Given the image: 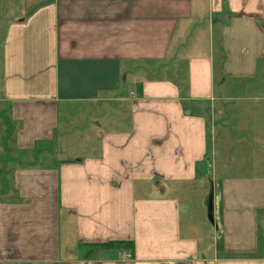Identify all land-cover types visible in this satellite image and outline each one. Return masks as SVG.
Here are the masks:
<instances>
[{
  "label": "crops",
  "instance_id": "0c3cea01",
  "mask_svg": "<svg viewBox=\"0 0 264 264\" xmlns=\"http://www.w3.org/2000/svg\"><path fill=\"white\" fill-rule=\"evenodd\" d=\"M233 99L264 100V0H0V264H264V175L203 191Z\"/></svg>",
  "mask_w": 264,
  "mask_h": 264
},
{
  "label": "rangeland",
  "instance_id": "374dc122",
  "mask_svg": "<svg viewBox=\"0 0 264 264\" xmlns=\"http://www.w3.org/2000/svg\"><path fill=\"white\" fill-rule=\"evenodd\" d=\"M236 87V85L226 86L225 94L230 95V98H240V92ZM244 93H250V89H245ZM234 99L224 102L227 104L224 109L229 111L226 125L218 122L217 115L213 119L209 116L211 120L209 124L214 129L211 143L213 154L209 155L210 160L206 164L210 179H205L203 182V191L212 199H214V194H218L220 179L224 176L233 177L249 173L264 175V100L245 99L246 101H242L237 107L236 102H233ZM258 112H263V114ZM191 192L187 198H184L186 204L190 206V211L186 213V216L192 222H198V229L211 228L213 220L210 208L208 206L205 208L202 204L199 206V188L196 186ZM217 212L218 209L215 210L216 218L218 217ZM186 216L182 215V219ZM216 218L214 223L218 226L219 219L216 220Z\"/></svg>",
  "mask_w": 264,
  "mask_h": 264
},
{
  "label": "trees",
  "instance_id": "16d2710c",
  "mask_svg": "<svg viewBox=\"0 0 264 264\" xmlns=\"http://www.w3.org/2000/svg\"><path fill=\"white\" fill-rule=\"evenodd\" d=\"M106 245H111L113 247H120V248H131L132 245H131V242H126V241H109L107 243H105Z\"/></svg>",
  "mask_w": 264,
  "mask_h": 264
},
{
  "label": "built area",
  "instance_id": "2783aa9c",
  "mask_svg": "<svg viewBox=\"0 0 264 264\" xmlns=\"http://www.w3.org/2000/svg\"><path fill=\"white\" fill-rule=\"evenodd\" d=\"M121 257H124V258H128L129 257V253L128 252H122V255Z\"/></svg>",
  "mask_w": 264,
  "mask_h": 264
},
{
  "label": "water",
  "instance_id": "95a60500",
  "mask_svg": "<svg viewBox=\"0 0 264 264\" xmlns=\"http://www.w3.org/2000/svg\"><path fill=\"white\" fill-rule=\"evenodd\" d=\"M210 202V201H209ZM208 207L210 208V203L208 204ZM210 216H208V218H209Z\"/></svg>",
  "mask_w": 264,
  "mask_h": 264
}]
</instances>
